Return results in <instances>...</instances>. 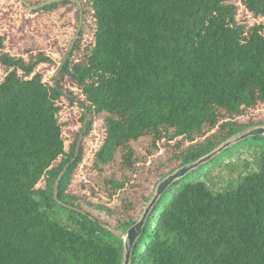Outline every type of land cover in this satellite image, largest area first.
Instances as JSON below:
<instances>
[{"label": "trees", "instance_id": "16d2710c", "mask_svg": "<svg viewBox=\"0 0 264 264\" xmlns=\"http://www.w3.org/2000/svg\"><path fill=\"white\" fill-rule=\"evenodd\" d=\"M85 1L94 37L82 47L81 28L58 86L36 72L50 57L12 56L0 35V264H125V239L78 209L68 191L84 154L77 141L67 149L59 120L66 79L85 97V114L102 120L97 172H137L134 143L148 140L177 163L160 184L262 125L240 118L264 103V27L239 20L238 3L262 17L264 0ZM47 2L41 10L76 1ZM253 144L260 167L236 185L215 191L200 178ZM110 181L111 197L127 183ZM98 209L116 216L104 203ZM116 217L124 233L140 219ZM130 264H264V136L232 144L171 183Z\"/></svg>", "mask_w": 264, "mask_h": 264}, {"label": "rangeland", "instance_id": "374dc122", "mask_svg": "<svg viewBox=\"0 0 264 264\" xmlns=\"http://www.w3.org/2000/svg\"><path fill=\"white\" fill-rule=\"evenodd\" d=\"M46 1L50 3L57 0H0V35L5 39L4 51L12 56L23 57L29 61L30 55L43 52L50 57L52 62L39 64L36 72L43 75L44 81L54 85L61 63L73 41L78 38L80 21L81 28L85 29L82 47L93 39V31L90 28L93 25V17L85 0L60 2L52 10H41L40 5ZM238 4L239 20L246 19L250 25L260 24L264 27V16L256 17L253 13L247 12L241 2ZM82 10L87 11L83 18ZM78 52L75 55L79 54ZM6 74V67L0 65L1 79ZM61 85L66 95L59 102V120L67 149L69 150L77 141V148H82L84 154L68 191L80 199L81 205L78 209L84 213L90 211L102 226L125 239L126 233L116 228V216L125 218L132 215L141 219L155 196L158 181L163 174L174 169L177 163L173 155L165 152L164 146L158 143L157 146L160 148L157 149L150 141L143 140L134 143L139 159L137 172L123 170L119 165L106 167L104 172L92 169L94 152L101 143L102 120L92 119L91 115L85 114L83 103L86 100L77 86L68 79ZM67 95L72 96L74 101L69 100ZM240 120L260 122L262 123L260 126H264V103L245 114ZM258 149L259 146L255 147V144L245 147L210 167L200 178L207 181L215 191L223 189L228 184L236 185L245 175L259 169ZM112 179H127V183L111 197L109 194L114 190L110 181ZM43 185L44 183L40 186ZM99 203L112 207L116 216H108L98 209Z\"/></svg>", "mask_w": 264, "mask_h": 264}, {"label": "water", "instance_id": "95a60500", "mask_svg": "<svg viewBox=\"0 0 264 264\" xmlns=\"http://www.w3.org/2000/svg\"><path fill=\"white\" fill-rule=\"evenodd\" d=\"M44 5V4H43ZM42 6V5H40ZM38 8V7H36ZM80 28L78 29V33L77 35L79 36L80 34V30H81V26H82V21ZM77 39H75L70 47V51L73 49L75 42ZM70 52H68V54L66 55V57L64 58L63 62L61 63L60 67H59V71L57 74V78H56V85L58 86L59 83V75L60 72L67 60V58L69 57ZM250 136H264V126H259V127H255L252 128L251 130H249L248 132H246L244 135L240 136L239 138H237L236 140L225 144L222 148L218 149L217 151L213 152L212 154L200 159L199 161L195 162V163H191V164H187L184 167L180 168L179 170H177L175 173L171 174L170 176H168L167 178H165L157 187L155 196L153 197L151 203L149 204L148 208L145 210L143 217L134 225L132 226L128 232L126 233V237H125V241H124V246H125V264H130L131 262V256L133 253V249H134V245L136 243V241L138 240V238L141 236V234L143 233L144 230V226H145V222L146 219L150 213V211L152 210V208L154 207L155 203L157 202V200L160 198V196L166 191V189L170 186L171 183H173L175 180L185 176L188 172L198 168L200 165L209 162L216 154H218L219 152H221L222 150L230 147L232 144L237 143L238 141L242 140V139H246Z\"/></svg>", "mask_w": 264, "mask_h": 264}]
</instances>
